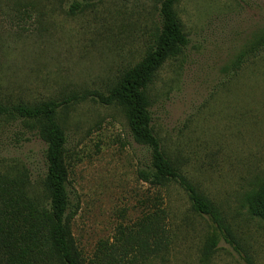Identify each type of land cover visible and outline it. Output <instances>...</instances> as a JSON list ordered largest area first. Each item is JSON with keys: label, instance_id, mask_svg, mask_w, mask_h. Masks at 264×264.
Instances as JSON below:
<instances>
[{"label": "rangeland", "instance_id": "374dc122", "mask_svg": "<svg viewBox=\"0 0 264 264\" xmlns=\"http://www.w3.org/2000/svg\"><path fill=\"white\" fill-rule=\"evenodd\" d=\"M158 6L156 0H0V103L105 93L145 54ZM174 9L188 44L148 88L153 128L173 165L217 206L234 243L192 209L179 184L154 186L139 176L149 163L147 149L133 140L120 107L91 95L57 114L67 136L73 242L90 256L98 241L136 222L157 198L170 245L138 264H264V221L247 205L264 183V52L232 68L264 29V0H179ZM39 129L37 122L0 116V173L47 205Z\"/></svg>", "mask_w": 264, "mask_h": 264}, {"label": "trees", "instance_id": "16d2710c", "mask_svg": "<svg viewBox=\"0 0 264 264\" xmlns=\"http://www.w3.org/2000/svg\"><path fill=\"white\" fill-rule=\"evenodd\" d=\"M179 0H156L158 25L143 57L125 69L105 92L72 93L61 101L40 104L0 103V116L37 122L38 136L45 143L44 186L48 203L30 198L21 183L0 173V264H138L166 251L170 237L166 212L157 198L153 209L136 222L120 224L111 239L97 242L90 256L75 246L70 222L76 213L68 190L65 130L57 120L58 110L95 96L106 105H117L126 115L133 140L145 147L149 163L139 176L154 186L176 182L187 193L192 209L211 220L223 239L233 244L215 204L201 194L173 165L153 128L148 88L158 70L179 56L188 44L183 25L174 9ZM264 52V29L257 32L237 54L232 64L238 71L245 63ZM248 213L264 221V183L247 198ZM216 245V241H211Z\"/></svg>", "mask_w": 264, "mask_h": 264}]
</instances>
